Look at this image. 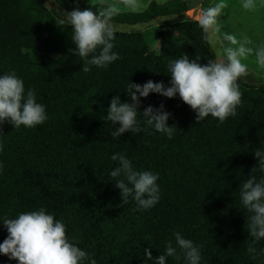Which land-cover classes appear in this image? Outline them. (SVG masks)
<instances>
[{
  "label": "trees",
  "instance_id": "16d2710c",
  "mask_svg": "<svg viewBox=\"0 0 264 264\" xmlns=\"http://www.w3.org/2000/svg\"><path fill=\"white\" fill-rule=\"evenodd\" d=\"M189 7L182 0H150L141 11L119 10L112 23L144 28L116 30L113 51L120 58L86 73L72 51L71 25H60V13L86 8L95 13L97 4L0 0V74L15 71L48 114L33 128L0 124V218L43 206L97 264H145L144 249L153 257L162 254L166 241L174 243V230L201 246L202 264H264V239L254 245L255 258L247 252L251 213L239 195L257 163L254 149L264 147V85L240 78L241 103L222 124L211 115L198 122L178 94L140 98L141 111L163 104L171 113V139L152 129L113 138L119 125L106 119L112 97L131 102L126 92L131 82L170 86L169 61L188 55L205 64L216 56L196 19L186 14ZM113 152L126 154L137 170L158 173L160 199L154 207L133 211L131 198L122 204L109 175L118 163L110 160ZM7 235L0 222V242ZM0 264L17 261L0 254ZM166 264L184 261L169 257Z\"/></svg>",
  "mask_w": 264,
  "mask_h": 264
},
{
  "label": "clouds",
  "instance_id": "9594fccd",
  "mask_svg": "<svg viewBox=\"0 0 264 264\" xmlns=\"http://www.w3.org/2000/svg\"><path fill=\"white\" fill-rule=\"evenodd\" d=\"M60 3V0H54ZM93 3V0H90ZM97 11L91 9H73L60 14V25H71V39L76 47L72 50L83 62L82 70L91 71V66L106 69L117 61L119 53L113 51L116 29L112 17L119 13L118 5L135 10L136 0H98ZM264 7V0H258ZM228 7L227 0H216L207 8H202L196 16L204 39L211 45H221L222 52L207 63H199V56L189 59L188 55L169 61L167 72L170 73V86L162 81L148 80L143 84L132 83L126 89L131 102L120 100L119 95L111 98L107 107L106 119L111 121L115 130L113 138L126 131L139 133L148 129L163 133L172 138L175 129L167 121L171 113L164 110V105H148L142 111V97L157 93L168 98L177 94L196 113L195 119L200 122L211 115L219 124L236 115L241 103V92L238 81L248 74L247 65L242 58L255 53L256 63L264 68V45L253 48L248 37L238 39L229 33H220L218 17ZM241 7L253 10L257 0H241ZM190 17V16H189ZM223 41L230 46L223 45ZM99 49V51H97ZM264 85V77L257 81L256 87ZM143 119H138V111ZM48 119L46 108L39 103L34 89L25 90L24 81L15 71L0 74V124L5 120L14 128L24 126L33 128ZM4 145L0 142V151ZM257 163L251 169L248 178L240 186V202L251 215L247 218L248 232L253 238L247 252L253 254L258 250L254 246L264 239V147L255 148ZM110 160L118 162L109 171L115 187L120 190L122 204L127 205L129 198L135 201L133 211H144L154 207L160 199L157 183L158 173L150 170H137L124 153L113 152ZM0 162V171H3ZM256 173H260L259 178ZM0 222L7 230V237L0 242V254L15 259L17 264H97L92 254L81 249L77 243L66 235V225L62 220L41 206L39 209L20 212L11 217H2ZM174 243L165 242L162 254L153 257L149 249H144L145 264H166L167 258H183L184 264H202L201 246L186 238L180 231H173ZM264 251V250H261Z\"/></svg>",
  "mask_w": 264,
  "mask_h": 264
},
{
  "label": "rangeland",
  "instance_id": "374dc122",
  "mask_svg": "<svg viewBox=\"0 0 264 264\" xmlns=\"http://www.w3.org/2000/svg\"><path fill=\"white\" fill-rule=\"evenodd\" d=\"M150 0H136L137 8L135 10L125 8L123 5H118L120 11L131 10V11H141L143 10ZM159 3L166 2L168 0H156ZM186 2L190 7L186 11V14L193 19H196L197 14L202 8H207L208 6L214 4L216 0H182ZM98 0H93V3H97ZM109 2L115 3L116 0H109ZM83 3L91 4L90 0H83ZM228 7L222 11L221 17L218 19V25L220 28V33L223 31L229 34L237 36L238 39L243 37H248L251 41L253 48L257 46L264 45V7L259 6L257 0V7L253 10H245L241 7V0H227ZM51 6V5H50ZM62 14V11L61 13ZM223 18V19H222ZM117 31H135L142 30L144 28L143 24H122V23H112ZM223 45H225L223 41ZM218 55L222 52L221 45L217 44L215 46L211 45ZM226 46V45H225ZM230 46V45H228ZM242 63L247 65L248 74L241 79L244 81L256 82L264 77V68H261L256 63L255 53L250 54L242 58Z\"/></svg>",
  "mask_w": 264,
  "mask_h": 264
}]
</instances>
